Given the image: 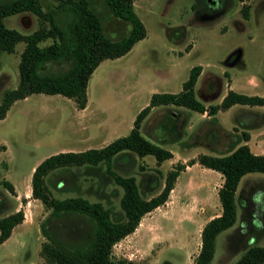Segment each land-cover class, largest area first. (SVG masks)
Returning <instances> with one entry per match:
<instances>
[{
  "label": "rangeland",
  "instance_id": "1",
  "mask_svg": "<svg viewBox=\"0 0 264 264\" xmlns=\"http://www.w3.org/2000/svg\"><path fill=\"white\" fill-rule=\"evenodd\" d=\"M194 1L133 0L147 34L125 54L100 62L89 77L84 107L79 108L73 98L60 93L35 92L15 100L0 118V217L17 208L27 213L24 225L0 245V264H45L40 254L41 243L46 240L43 223L58 237L73 242L92 227L88 219L74 213L49 218L51 209L32 196V168L44 157L58 151L101 147L128 133L136 113L148 103L152 92L179 91L194 64L202 65L195 95L207 106L221 100L231 78L239 87L237 83L246 76L264 77V0H210L207 10L200 13L192 8ZM41 2L43 10L52 11L59 24L70 18L68 11L57 8L59 0ZM243 4H248V18L242 14ZM89 6L99 15L108 37L119 39L128 33L130 22L113 15L105 0H89ZM4 23L24 34L51 26L49 19L31 11L7 15ZM51 41L48 37L40 44ZM24 45L21 40L13 51L0 50V100L6 88L18 84V63ZM239 106L219 110L215 123L207 112L202 116L183 106L157 105L142 120L141 131L150 139L180 134L179 139L165 141L162 146L173 148L176 156L185 152L187 161L200 152L225 153L235 145L244 127L241 123L250 120L243 121L250 113ZM168 108L180 117V122L173 120L171 127H161ZM127 154L114 158L112 168L135 176L143 195L152 190L145 184L149 175L156 174L162 181L179 160L170 157L157 163L152 154ZM101 166L100 171L74 165L59 167L45 176V183L54 196L82 195L100 200L116 215H122V188L107 172L106 165ZM4 180L13 184L14 191L6 187ZM172 198V202L176 198L189 202V197L181 198L180 194ZM235 205V222L217 234L209 264H231L249 244H264V172L250 171L242 176ZM177 220L174 208L162 204L155 207L142 216L139 231L113 245V255L137 264H193L198 228H183Z\"/></svg>",
  "mask_w": 264,
  "mask_h": 264
},
{
  "label": "trees",
  "instance_id": "2",
  "mask_svg": "<svg viewBox=\"0 0 264 264\" xmlns=\"http://www.w3.org/2000/svg\"><path fill=\"white\" fill-rule=\"evenodd\" d=\"M110 12L130 22L128 33L119 39H111L104 31L99 15L89 6V0H59L57 8L70 13V18L62 24L55 21L52 11H45L41 0H0V50L13 51L18 41L25 45L20 52L18 63L19 81L15 87L6 88L0 100V118H3L12 103L35 92L60 93L73 98L82 108L87 102V84L91 73L105 58H114L125 54L133 44L147 34L146 26L134 9L133 0H105ZM209 0H195L192 8L197 13L205 12ZM21 11H31L39 17L51 21L50 27L41 26L32 32L21 33L9 28L4 17ZM245 18L249 17L248 4L241 7ZM51 37L52 41L41 45L40 42ZM202 70L201 64L191 66L188 77L182 82L179 91H154L148 103L135 115L128 133L120 135L101 147H89L74 151H58L44 157L37 163L31 174V194L39 198L51 210L48 217L57 218L74 213L88 219L92 227L78 240L66 241L52 230L41 229L46 240L41 243L40 254L45 264H137L126 257H115L113 245L128 233L135 230L142 216L164 203L174 181L186 164L178 161L170 168L161 181L156 174H151L145 184L152 190L143 195L133 175H123L112 168V161L119 155L135 153L138 156L154 155L157 163L173 156L171 149L162 146L165 141H174L180 134L146 137L141 131L142 120L148 111L157 105L183 106L199 112H207L215 122V114L233 104L262 105L264 96L247 94L229 88L218 103L207 106L195 95L194 86ZM250 115L243 117L245 127L264 121V115L246 110ZM167 117L161 127L169 128L173 120L180 122V117L167 109ZM216 123V122H215ZM217 129L223 130L217 125ZM163 130V129H160ZM213 132V131H212ZM175 133V131L173 132ZM216 132H213V134ZM250 134L242 129L235 139V145L225 153L200 152L188 163L197 161L203 166L213 168L223 175V182L218 188L222 206L219 215L206 221L201 229V245L194 257L193 264H209L215 251V239L223 229L231 226L236 219L235 193L242 176L250 171L264 172V153H254L245 142ZM102 164L114 182L122 188L120 207L122 215H116L109 206L100 200H90L82 195L57 197L50 193L45 183V176L59 167L83 166L100 171ZM158 171V170H157ZM10 191L13 184L3 181ZM159 186V187H158ZM1 205V204H0ZM24 218L22 209L0 217V243L10 234L14 225ZM46 223V222H45ZM231 264H264V244H249L242 254Z\"/></svg>",
  "mask_w": 264,
  "mask_h": 264
},
{
  "label": "crops",
  "instance_id": "3",
  "mask_svg": "<svg viewBox=\"0 0 264 264\" xmlns=\"http://www.w3.org/2000/svg\"><path fill=\"white\" fill-rule=\"evenodd\" d=\"M237 85L239 87L234 86V81L231 78L228 89L232 88L236 90L235 88H238V90H243L245 91L244 93L247 94H259L264 96V77L261 78L259 76H246L241 79V82L237 83ZM228 89H226V91ZM226 91L221 95V98L226 93ZM237 105H240L239 107H241V110H251L256 112L257 114L264 115V104L246 105L236 103L224 110L230 111ZM200 114L203 116L205 113L200 112ZM241 129H247L249 131L250 136L245 142L249 145L250 149L254 153H264V121L257 123V125H251L250 127H241L239 131H241ZM171 151L173 152V156L171 158H174L175 160L179 159L178 161L185 163L186 166L182 170H180L174 181L173 187L169 192L168 198L164 203H162V206L168 209L174 208L176 216L179 219L176 221V223L179 224V226L183 228L195 226L198 228V247L196 253L193 255L194 258L198 253L201 245V229L204 223L213 216L219 215L222 211L220 200L218 201V188L223 182V175L221 174V172L213 168L203 166L197 161L188 163L185 157L186 155H184L186 154L185 152H182L183 154L181 153L179 156H176V151L173 148H171ZM192 158H195V156H193ZM199 167L201 168V170L197 169ZM196 172L198 173V175ZM177 194H180L181 198L189 197V202L186 201L183 203L180 202V200L178 201L177 198L175 202H172V196ZM16 210H18V208ZM24 214L25 216H27L26 212ZM26 219L27 217L23 218L20 223L14 225L11 230V234L4 241H2L0 245L4 244L10 237H12L13 233H15V230L24 225ZM146 227L147 225L144 227L146 229V233L149 234ZM139 230L140 223L137 225L135 230L128 233L118 241L127 239ZM16 237H20V235L16 234ZM144 238H147V236L145 235ZM154 244L157 243L154 242Z\"/></svg>",
  "mask_w": 264,
  "mask_h": 264
},
{
  "label": "water",
  "instance_id": "4",
  "mask_svg": "<svg viewBox=\"0 0 264 264\" xmlns=\"http://www.w3.org/2000/svg\"><path fill=\"white\" fill-rule=\"evenodd\" d=\"M210 1V0H209Z\"/></svg>",
  "mask_w": 264,
  "mask_h": 264
}]
</instances>
